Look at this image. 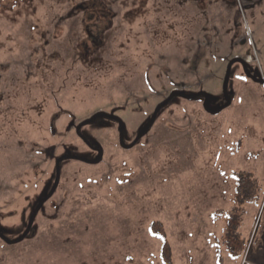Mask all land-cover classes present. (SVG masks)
Listing matches in <instances>:
<instances>
[{"label":"rangeland","instance_id":"rangeland-1","mask_svg":"<svg viewBox=\"0 0 264 264\" xmlns=\"http://www.w3.org/2000/svg\"><path fill=\"white\" fill-rule=\"evenodd\" d=\"M68 2L0 9V264H220L235 172L264 193V0ZM263 204L223 264H264Z\"/></svg>","mask_w":264,"mask_h":264},{"label":"trees","instance_id":"trees-1","mask_svg":"<svg viewBox=\"0 0 264 264\" xmlns=\"http://www.w3.org/2000/svg\"><path fill=\"white\" fill-rule=\"evenodd\" d=\"M197 97V96H196ZM172 100L163 105L168 104ZM162 105V107H163ZM98 117H103V115L96 114L94 115V120ZM235 187H234V199L232 202L231 208L225 213V227L222 230L221 235L215 236L214 240L216 241L217 255L215 257V263H224L225 256L227 255L229 261H236L241 258L240 254L235 252V249H240L241 252L245 250V243L240 239L239 228L242 222L244 221L246 213L245 205L250 204L260 207L264 193L262 192L260 186L258 185L259 181L256 179L254 174L250 171H237L234 174ZM264 212V204L261 207V214L258 219V226H260V221L263 219L262 213ZM257 226V228H258ZM254 233V235L257 232ZM256 238V237H255ZM249 256L246 258L249 259L250 263L252 255V247L249 249Z\"/></svg>","mask_w":264,"mask_h":264},{"label":"flooded vegetation","instance_id":"flooded-vegetation-1","mask_svg":"<svg viewBox=\"0 0 264 264\" xmlns=\"http://www.w3.org/2000/svg\"><path fill=\"white\" fill-rule=\"evenodd\" d=\"M5 1L6 0H0V9L2 10L1 12L2 13H5V12H8V14H11V13H14V12H17L18 10V8H17V4H19V5H23V7H21L24 11L25 10H27L28 8H29V6L30 5H28L30 2H34V0H19V1H17V2H15V3H13L14 2V0H11V1H6V3H5ZM63 1H65V3H67V4H69V2H68V0H63ZM1 2L3 3L2 5H1ZM12 3V4H11ZM78 3V2H77ZM76 3V4H77ZM7 4H9V6L8 7H6V5ZM75 4V5H76ZM27 5V6H26ZM4 9H6L5 10V12L3 11ZM235 59V58H234ZM239 64H240V66H241V68H243L244 69V71L246 70L245 69V66H246V61L244 60V61H241V59H235ZM252 80H254V81H257V79H253V78H251ZM259 80H260V82H264V74L263 73H261V76H260V78H259ZM258 80V81H259ZM210 112H213V111H211V110H209ZM93 162V161H92Z\"/></svg>","mask_w":264,"mask_h":264},{"label":"water","instance_id":"water-1","mask_svg":"<svg viewBox=\"0 0 264 264\" xmlns=\"http://www.w3.org/2000/svg\"><path fill=\"white\" fill-rule=\"evenodd\" d=\"M229 67H230V64H229V66H228V69H229ZM227 75H228V72H227V74H226V79H225V84H224V88H225V86H226V81H227ZM196 96H199V95H201V94H195ZM195 95H191V99H193V98H195ZM171 98L169 97V99L168 100H170ZM167 100V101H168ZM163 104H160L157 108H156V112L154 113V115L152 116V118L149 120V122L147 123V125H146V127H145V129L143 130V132L138 136V137H140V136H142L148 129H149V126L151 125V123L153 122V120L155 119V116H156V113H157V111H158V109L162 106ZM98 114H100V115H104V116H106V117H109V118H114V119H116L115 117H112V116H110V115H107V114H102V113H98ZM94 119V116L92 117V118H90L89 120H87L86 122H91L92 120ZM80 127V126H79ZM79 127L77 128V131L79 130ZM137 137V138H138ZM61 159H63V158H61ZM61 159L60 160H58L57 161V163H60V161H61ZM41 205V204H40ZM39 205V206H40ZM38 210V209H37ZM36 210V211H37ZM36 211L34 212V215L36 214ZM34 215L31 217V219H30V222H29V225L28 226H30L31 225V222H32V219H33V217H34ZM25 235V234H24ZM23 237V236H22Z\"/></svg>","mask_w":264,"mask_h":264}]
</instances>
